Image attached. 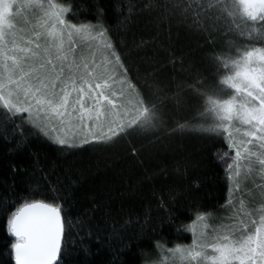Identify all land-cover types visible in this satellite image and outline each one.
I'll use <instances>...</instances> for the list:
<instances>
[{"label":"trees","instance_id":"1","mask_svg":"<svg viewBox=\"0 0 264 264\" xmlns=\"http://www.w3.org/2000/svg\"><path fill=\"white\" fill-rule=\"evenodd\" d=\"M54 1L74 9L65 19L77 26L90 23L100 29L95 27L100 16L99 25L120 47L127 73L124 67L118 70L135 90L141 114L113 130L118 133L111 148L61 152L58 145L37 139L27 125H22L21 142L0 107V126L9 129L7 139L0 131V209L14 210L29 192H43L51 202V185L68 183L71 169L78 183L65 205L68 218L76 222L94 206L98 210L91 221L93 235L83 242L75 232L70 235L61 264H84L85 259L87 264L129 259L151 264L161 251L191 243L189 228L198 215L219 216L228 206L227 165L234 164L235 152L223 138L227 133L190 129L216 122L209 96L235 95L220 81L233 75L246 51L264 49L261 24L244 17L242 6L229 3L220 30L208 36L183 25L176 0H151V10L150 0ZM213 86L214 94L209 91ZM10 240L6 216L0 215V259L9 258ZM129 248V255H118Z\"/></svg>","mask_w":264,"mask_h":264},{"label":"snow or ice","instance_id":"2","mask_svg":"<svg viewBox=\"0 0 264 264\" xmlns=\"http://www.w3.org/2000/svg\"><path fill=\"white\" fill-rule=\"evenodd\" d=\"M229 3L242 6L244 17L261 24L260 39L264 40V0H176V7L180 8L182 23L189 31L211 36L220 30L219 21L228 11ZM14 6H17V14L23 7L38 9L42 13L38 17L41 30L33 25L32 34L17 38L10 19ZM147 7L151 10V0ZM72 11L71 6L58 5L53 0H27V4L0 0V107L5 110V119L13 126V132L20 133L21 142L25 132L22 125H27L37 139L44 138L58 145L61 152L87 150L85 146L111 148L116 136L105 130L108 114L104 106L114 95H119L114 91L119 83L118 69L124 67L127 73V68L119 45L109 39L99 25V15L95 27L100 28L102 47L77 50L70 40L65 46V32L70 38L73 33H90L94 27L90 23L78 26L69 23L64 14ZM6 22L12 30L10 40L2 30ZM236 63L239 66L241 62ZM242 63V71L220 81L240 94L239 101L236 97L214 100L209 96L210 111L216 122L210 126L198 124L190 130L218 135L227 133L223 138L229 147L236 148L237 164L241 158L246 162L245 179L250 178L256 164L264 179V49L257 47L246 51ZM215 87L209 90L213 94ZM199 95L205 93L199 91ZM17 119L22 124H17ZM148 124L151 125V120ZM240 125L247 128L242 130ZM185 127L180 125V129ZM8 130L7 125L0 126L2 138L7 139ZM237 133L247 139L236 138ZM134 154L139 155L137 150ZM227 167L232 169L233 165ZM68 174V183L51 185L49 190L54 193L51 202H46L43 192H29L14 210L0 209V215L6 216L7 237L11 238L9 258L0 259V264H61L70 235L75 232L81 242L93 235L91 221L98 210L96 206L76 222L68 218L65 205L74 184L78 183L71 176V169ZM259 188V195L264 199V184ZM252 195L254 197L255 193ZM259 211V226L254 231L248 227H233L229 233H223L215 225L210 229L205 225L206 231L193 227L196 238L192 245L188 248L177 246L170 250L171 254H180L193 261L210 259L211 264H264V208ZM204 219V216H197L198 221ZM251 224L256 225L257 221L253 219ZM112 234H116L115 227ZM129 253L130 248L129 252L120 251L118 255ZM84 264H87L86 259ZM124 264H135V261L125 260Z\"/></svg>","mask_w":264,"mask_h":264},{"label":"rangeland","instance_id":"3","mask_svg":"<svg viewBox=\"0 0 264 264\" xmlns=\"http://www.w3.org/2000/svg\"><path fill=\"white\" fill-rule=\"evenodd\" d=\"M53 3L56 2L53 0ZM18 4H27V0H18ZM16 7L17 6H14V11L10 19L11 23L15 26L17 38H19V35L32 34L31 30L33 25L37 26V30H41L38 25V17L42 15V13H40L38 9L23 7L20 10L19 14H17ZM64 15L66 17V13ZM21 29L24 30L23 33L21 32ZM2 30L5 32L6 37L10 40L12 38V30L7 27V22L3 26ZM99 30L100 29L92 28L90 30V33H73L70 38L67 36V32H65V46H67L70 40L77 46V50H79V48H85L86 50H94L96 47H102L103 41L99 37ZM93 37H95V39H93ZM243 59L241 60L240 65L235 67L232 76H234L237 71L243 70ZM256 66H258V64ZM118 73L119 83L117 88L114 89V91L119 92V95L118 93L116 96L114 95L112 97V100H110L109 103L105 104L104 106L105 111L108 114V119L105 124V130L109 134H112L114 131H116V128L128 125L131 121L137 119L138 116L141 114L140 105L138 104L133 94L135 90L129 87V83L127 82V80H125V78L120 76L119 70ZM234 94L235 95L233 97H236L237 101H239L240 94H237L236 92ZM240 127L242 130H245L247 128V126L245 125H240ZM116 133L118 132H115L112 135ZM235 135L238 139H247L246 137H242L239 133ZM249 147L251 148L253 147V145H249ZM231 148L234 150V152L236 151L235 147ZM246 171V162L243 160V158H241L240 163L237 164L235 157L233 168L229 171L231 191L229 194L228 206L226 207L224 213L219 216L205 217L203 221L197 220L196 222H194L189 228L190 233L192 235V241L189 245L181 246L182 248L190 247L192 245L193 240L196 238L193 231V227H195V229L199 231H206L205 225H208L209 229L213 225H215L218 231L223 233H229V230L233 227L241 229H243L244 227H248L252 231H254V228L256 226H259V220L261 215L259 209L264 208V199H262L259 195V185L264 184V179L261 178V170L258 164L254 166V171L249 174V179H245ZM237 172H239V175H237ZM253 180L255 182H253ZM252 193H255L254 197ZM253 219L257 221L256 225L251 224V221ZM175 248L176 247L172 249ZM172 249L161 251L158 256V260L155 261L156 264H211L210 259L206 261H193L190 260V258H185L181 256L180 254L172 255L170 251ZM208 251L211 254V249H209ZM153 262L151 264H153Z\"/></svg>","mask_w":264,"mask_h":264}]
</instances>
